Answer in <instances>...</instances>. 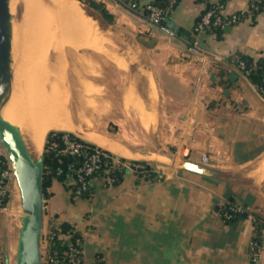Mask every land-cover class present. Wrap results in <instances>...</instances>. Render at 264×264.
<instances>
[{"label": "crops", "instance_id": "1", "mask_svg": "<svg viewBox=\"0 0 264 264\" xmlns=\"http://www.w3.org/2000/svg\"><path fill=\"white\" fill-rule=\"evenodd\" d=\"M75 1L85 19L64 17L56 38L90 52V99L75 103L89 119L55 129L78 131L116 157L146 160L163 176L132 172L118 183L95 177L87 198L53 179L44 195L43 230L71 223L80 234L81 264H251L254 217L264 218V91L229 59L240 53L264 58V0L253 15L249 0H214L225 2L227 13L247 15L220 37L192 34L204 8L198 0H179L161 25L129 0H96L112 23L91 6L88 16ZM178 160L212 166L226 178L183 170L174 165ZM230 200L247 211L245 218L226 222L221 211ZM11 204L10 218L0 216L6 228H0L6 258L1 262L0 254V264H12L18 242L17 192Z\"/></svg>", "mask_w": 264, "mask_h": 264}, {"label": "water", "instance_id": "2", "mask_svg": "<svg viewBox=\"0 0 264 264\" xmlns=\"http://www.w3.org/2000/svg\"><path fill=\"white\" fill-rule=\"evenodd\" d=\"M13 85L10 0H0V141L12 162L14 183L18 191L20 216L16 264H43L41 256L44 211L43 153L34 157L20 138L17 129L3 116L2 111L10 99ZM62 131L86 140L78 131ZM177 164L183 170L202 176L215 179L226 178L223 171L206 164L190 160H178Z\"/></svg>", "mask_w": 264, "mask_h": 264}, {"label": "rangeland", "instance_id": "3", "mask_svg": "<svg viewBox=\"0 0 264 264\" xmlns=\"http://www.w3.org/2000/svg\"><path fill=\"white\" fill-rule=\"evenodd\" d=\"M78 1L84 4L86 11L90 15V6L87 3L83 2L87 0H78ZM33 4L34 3L32 2L24 1L21 5H17V6L13 5L12 7V13H11L12 60H13V69H14V85L13 86H14V89L17 88L15 89V91L17 90L16 98L18 99V97H21V96L24 97V96L34 94V92L37 91L36 89L41 87L42 84L40 85L41 81L39 82L40 79L38 80L39 78L38 73L41 74L47 71V68L45 69V66H44L46 65L47 67V63H48L47 60H45L47 59L46 55H48L49 51H52L54 49L55 51H58L59 54L62 53L64 57V62H63L64 65H62L63 69H62L61 75L63 77V82L68 91L67 92L68 93V96H67L68 117L70 120L74 119L75 121L80 120V122H86L89 119L88 112H86V109L83 111L82 110L79 111L82 105L81 106L79 105L78 107L75 103L79 101V103L84 105L87 99H90V87H88V89H86L87 86L85 87L86 81L90 79L89 78L90 77V52L84 51V50L73 49L67 44L63 46L57 45V42L55 40V35H56V33L54 32L55 30L50 33L47 31L48 22L55 23V19L52 18L51 19L52 21H49L47 19L48 11L44 9L43 11L46 13L40 10L39 12H36L38 11L37 10L38 5H36V7L34 6L36 9L34 10ZM40 12L45 14V17H44L45 21L43 17H42L43 19L41 18L43 21L40 19V16H42ZM38 13H39V16H38ZM39 20L41 24H43L42 26L38 25L40 24ZM35 35H36V38H35ZM42 35H43V38H42ZM38 36L39 38L41 36L46 46L44 45V43H42L43 42L42 40L37 38ZM32 37L35 39L33 40ZM43 56L46 58L44 59ZM33 66H35L34 67L35 69L37 67L38 70L33 69ZM37 81L39 82L38 83L39 85L37 84ZM32 84H34V86ZM50 85L51 83L47 82L45 87L49 88ZM74 113H75V116H74ZM53 130H56V129H53ZM45 137L38 151L42 150ZM0 144H1V141H0ZM174 165H178L177 162H175ZM14 188L15 190H17L16 184L14 185V183L12 182L10 185L9 191H8V196L3 202L4 205L3 207L0 208V216L4 219V221L5 219L6 220L9 219L13 213V207H12L11 202H12V197L14 200V194L12 195ZM4 224L5 222L0 224V228L2 230L6 229ZM49 233H50V226L48 227V229L46 227L44 230H42V235H41V256H42L43 263H46V264H47V258H49L48 240H47ZM16 251H17V243L15 247L12 264H16ZM4 252L5 251L2 250V246H1L0 254L2 255L1 262L3 263H4V260H6V258L4 259L5 257Z\"/></svg>", "mask_w": 264, "mask_h": 264}, {"label": "trees", "instance_id": "4", "mask_svg": "<svg viewBox=\"0 0 264 264\" xmlns=\"http://www.w3.org/2000/svg\"><path fill=\"white\" fill-rule=\"evenodd\" d=\"M87 3L89 6L96 9L101 16L112 23L114 21V16L108 12L105 5L102 2H98L96 0H87L83 1ZM134 2H138L137 0H129L128 6L131 7V4ZM139 3V2H138ZM261 5V2H259ZM206 6H204L201 14L205 11ZM246 13V12H245ZM199 15V17L201 16ZM246 16L244 20H246ZM198 17V18H199ZM226 29H220L216 27H208L205 31L214 32L220 37L221 33ZM234 58L236 59L235 63L231 62V58L229 61L232 64H236L239 61H242L245 65V69L249 70V73L246 74L249 78L250 82L257 86L261 91H264V58L254 60L250 56L246 54H234ZM64 134H69L70 136L75 135L65 132L62 130H50L47 132L46 142L44 146L43 152V164H44V174H43V191L44 195L46 193L47 187L51 184L52 180L60 181L67 189L71 190L75 195V190L77 188V181L74 177V174L68 170V166L74 163H80L82 157H73L67 154L60 153L59 150L62 147L61 138ZM78 138V137H76ZM79 139V138H78ZM81 140V139H79ZM84 144L89 147V150L94 149H102L106 152L109 157L103 158L102 164L99 168L94 170L92 174L87 176V184L88 187L84 190L80 196L82 197H90L94 191V186L92 183V179L95 177H103L104 179H109L108 182L118 183L122 178L128 174L132 173V170L129 168L133 164H140L145 166L149 173H139V177L144 176V178H154L156 177V172L152 170V163L147 161H138V160H126L123 158L116 157L114 154L110 153L107 150L97 146L94 143H91L86 140H81ZM43 149V148H42ZM42 152V150H41ZM111 158H117L121 163H124L126 166L122 164L116 165L111 162ZM58 169H61V172L58 173ZM238 206L234 204L233 201H227V203L222 207V215L226 222H233L241 218H245L247 215V211L241 207V210H237L235 207ZM226 213H230V217H226ZM254 225H255V233L252 240L260 241L262 238V231L264 227V218L259 215H255L254 217ZM80 234L77 230H75L74 226L67 221H58L52 222L50 225V233L48 234V254L51 257H54L58 260L59 264H73L71 259L74 254L75 242L77 239H80ZM46 264V263H43ZM48 264V263H47ZM100 264H104L100 262Z\"/></svg>", "mask_w": 264, "mask_h": 264}, {"label": "bare ground", "instance_id": "5", "mask_svg": "<svg viewBox=\"0 0 264 264\" xmlns=\"http://www.w3.org/2000/svg\"><path fill=\"white\" fill-rule=\"evenodd\" d=\"M24 1L34 3L35 5L33 4V7L34 6L36 7V5H38V9H37L38 11H36V12H39V10L44 12L43 10L46 9L48 11L47 12V19L49 21H52L51 20L52 18L55 19V23L54 22H48V24H47V29H48L47 31L49 33L54 31V30H55L54 32L56 33L57 27L59 28L60 26H62L60 24L61 23L60 20L64 19V17L69 18L70 20L72 19L71 22L72 21L74 22L75 19L76 20L77 19L78 20L85 19V16L87 15V14L84 15L85 12H83L81 6L75 0L74 1L73 0H10V11H11V13H12L13 5H15V6L21 5ZM35 7H34V10H36ZM42 12H40L42 14V16H40V19L42 17L43 18L45 17V14H43ZM44 13H46V12H44ZM38 16H39V13H38ZM88 16H90V15H88ZM44 21H45V18H44ZM64 21H62V24ZM39 22H40V20H39ZM68 22H70V21H68ZM68 24H70V23H68ZM77 24H78V22L76 23V25H75V23L73 24L75 26V28H76V26H78ZM38 25L42 26L43 24H41V22H40V24H38ZM73 25H72V23L70 25L66 24V27L71 26V28L73 27V29H74ZM83 25H85V23L81 24V27ZM65 31H64V33H65ZM44 33H45V31H44ZM72 35H73V33H72ZM64 36L65 35H63V37ZM74 37L76 39V36H74ZM35 38H36V35H35ZM35 38L32 37L33 40ZM37 38L43 41V39H42L43 35H42V38H41V36H40V38H39V36ZM49 38H51V37H49ZM71 38H73V37H71ZM88 38H89V36H88ZM59 39L61 40L63 38L59 37ZM55 40L57 42V45L62 44V42L58 43L59 40H58V38H56V35H55ZM77 40H78V37H77ZM84 41H81V43H83ZM78 42H79V40H78ZM42 43H44V41ZM73 43H74V41H73ZM54 44H55V42H54ZM44 45H45V43H44ZM43 48H45V47H43ZM46 56H47V59H45L46 57H44V56L43 57L48 62L47 67H46V65H44L45 69L47 68V71L45 73H41V74L38 73L39 78L36 76L38 78V80L40 79L39 82L41 81L40 85L42 84L43 86L41 85L40 88H37L36 89L37 91L34 92V94L24 96V97L21 96V97H18V99L16 98V91L17 90L15 91V89H17V88L13 89L12 94L10 96V99L8 100L7 104L5 105V107L2 111L3 116L7 120H9L13 124V126L17 129L20 138L26 144L30 153L34 157H38L41 154V151H38V149L40 148L46 133L50 129L64 128L70 124V120L68 117V104H67V96H68L67 92L68 91H67V88L63 82V77L61 75L62 69H63L62 65H64V63H63L64 60H62V57H61L62 55H60L58 53V51H55L54 49L52 51H49L48 55H46ZM35 66H33V69H35L34 68ZM35 70H38L37 67ZM35 80H37V79H35ZM39 82L37 81V84ZM47 82L51 83L49 88L45 87ZM15 84H16V82H15ZM32 85L34 86V84H32ZM105 143H106V145H108L110 148H112L114 150H118V151L120 150L119 147L117 146V144L114 145L110 142H105ZM14 185H15V183H14ZM15 192H17V195H18V191L15 190L13 192L14 193V199H15Z\"/></svg>", "mask_w": 264, "mask_h": 264}, {"label": "built area", "instance_id": "6", "mask_svg": "<svg viewBox=\"0 0 264 264\" xmlns=\"http://www.w3.org/2000/svg\"><path fill=\"white\" fill-rule=\"evenodd\" d=\"M179 0H149L144 4H139L134 2L131 4V8L137 12H142L147 17L148 21L152 24L161 25L164 24L170 15L173 13L175 6ZM201 4L206 6L205 11L201 16L196 20L193 28L192 34L198 35L201 32H204L208 27H216L220 29H226L229 26H232L236 23L241 22L246 13L245 12H234L227 13L225 8V2H219L214 0H198ZM250 9L249 12L251 15L257 13L262 9L260 5V0H249ZM198 51H203L197 49ZM231 62L235 63L236 59L231 58ZM240 70L245 74L249 73V70L245 69V65L242 61H239L235 64ZM62 147L59 150L60 153L67 154L73 157H82L80 163H72L68 166V170L74 174V177L78 183L75 190L76 195H80L84 190L87 189V176L92 174L94 170L99 168L102 164L103 158H108L109 155L104 152L102 149L89 150V147L84 144L81 140L69 134H64L61 138ZM203 161H207V156H202ZM111 162L116 165L122 164L117 158H111ZM135 174L149 173L145 166L140 164H133L129 167ZM156 172L157 178H162V173L152 168ZM61 172V169H58V173ZM14 183V172L12 162L9 159L6 149L0 144V208L3 207V202L8 196V191L11 183ZM237 210H241L240 206L235 207ZM230 213H226V217L229 218ZM81 241L77 239L75 242L74 254L72 256L73 264H81L82 251L80 247ZM262 248H264V227L262 231V238L260 241L252 240L250 242V262L251 264H260V253ZM48 264H59L58 260L54 257L49 256L47 258Z\"/></svg>", "mask_w": 264, "mask_h": 264}]
</instances>
